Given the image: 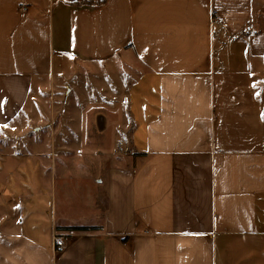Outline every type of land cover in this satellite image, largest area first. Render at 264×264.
<instances>
[{
    "label": "crops",
    "instance_id": "obj_1",
    "mask_svg": "<svg viewBox=\"0 0 264 264\" xmlns=\"http://www.w3.org/2000/svg\"><path fill=\"white\" fill-rule=\"evenodd\" d=\"M124 53L141 65L125 93L134 146L79 153L90 212L77 214L53 199L58 163L73 180L72 146L9 148L53 193L29 210L14 172L0 178V264H264V0H0V135L42 124L35 101L50 99L64 58Z\"/></svg>",
    "mask_w": 264,
    "mask_h": 264
},
{
    "label": "rangeland",
    "instance_id": "obj_2",
    "mask_svg": "<svg viewBox=\"0 0 264 264\" xmlns=\"http://www.w3.org/2000/svg\"><path fill=\"white\" fill-rule=\"evenodd\" d=\"M140 68V63L132 53H124L105 64L80 63L64 58L61 71L56 74V81L49 89L50 99L37 96L35 101L41 105L45 114L42 124H34L39 120L36 115V119L26 125L6 127L8 129L0 135V149L5 154V158L0 156V178H7L6 171L14 172L11 178L12 189L19 188L34 196L32 202L28 201L29 210L50 206L53 193L50 177L49 181L46 178L43 183L38 174L33 173L35 167H28L30 159H8V149L17 146L15 151L22 152L29 146L33 149L35 146H72L67 148L74 152L72 155L77 156L71 158L63 155L69 162L68 173L73 180L60 179L67 173V169L66 163H58V180L53 199L60 208L69 204L67 209L72 213H89V206L78 204L89 202L90 195L86 194L87 197L84 193L90 190V186L84 181H90V158L87 162L85 158L81 159L79 153L90 155V146H104L105 149L109 147L111 152L114 150V155L124 157L129 154L128 148L134 146L133 120L126 110L125 93L129 89L130 76L134 77ZM122 71L127 72V78L119 77ZM48 95L46 92L45 97ZM50 110L53 113L52 119L49 118ZM135 115L142 124L143 114L138 106ZM57 151L61 153L60 148ZM32 160L38 162L37 159ZM112 164L118 165L115 160H112ZM21 169H30L31 178L18 177L16 171ZM1 186L0 183V190ZM2 197L3 192L0 194ZM24 201H18L20 207H23Z\"/></svg>",
    "mask_w": 264,
    "mask_h": 264
},
{
    "label": "built area",
    "instance_id": "obj_3",
    "mask_svg": "<svg viewBox=\"0 0 264 264\" xmlns=\"http://www.w3.org/2000/svg\"><path fill=\"white\" fill-rule=\"evenodd\" d=\"M54 243L57 251H62L66 248V245L68 243V236L56 233L54 235Z\"/></svg>",
    "mask_w": 264,
    "mask_h": 264
},
{
    "label": "trees",
    "instance_id": "obj_4",
    "mask_svg": "<svg viewBox=\"0 0 264 264\" xmlns=\"http://www.w3.org/2000/svg\"><path fill=\"white\" fill-rule=\"evenodd\" d=\"M106 1L107 0H84V2L89 4V5H102ZM67 230H69V231H86L87 228H70Z\"/></svg>",
    "mask_w": 264,
    "mask_h": 264
}]
</instances>
